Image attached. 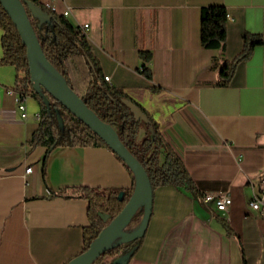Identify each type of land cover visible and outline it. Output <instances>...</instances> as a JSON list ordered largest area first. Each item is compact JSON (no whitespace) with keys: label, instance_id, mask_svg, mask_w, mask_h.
Masks as SVG:
<instances>
[{"label":"crops","instance_id":"1","mask_svg":"<svg viewBox=\"0 0 264 264\" xmlns=\"http://www.w3.org/2000/svg\"><path fill=\"white\" fill-rule=\"evenodd\" d=\"M42 1L89 24L103 75L153 116L191 177L193 189H154L146 234L128 264H264V204L250 206L264 178V0ZM213 4L227 10L222 49L200 43V10ZM245 34L263 42L236 64L229 84H218ZM2 35L0 26V59ZM18 75L0 64V264H68L90 223L89 202L74 189L125 190L134 176L106 145H31L40 104L27 95L21 116L9 93ZM222 190L231 196L228 212L203 200Z\"/></svg>","mask_w":264,"mask_h":264},{"label":"trees","instance_id":"2","mask_svg":"<svg viewBox=\"0 0 264 264\" xmlns=\"http://www.w3.org/2000/svg\"><path fill=\"white\" fill-rule=\"evenodd\" d=\"M29 2L31 5L26 4V10L46 56L86 104L103 121L116 128L122 142L146 169L153 189L171 184L184 185L193 189L186 167L165 142L158 122L145 107L129 97L123 89L105 80L87 35L83 33L79 25L73 24L66 16L58 13L42 0H29ZM227 18L224 5L213 4L201 8L200 43L204 48H225ZM0 26L3 29V56L0 64L14 65L19 72L18 90L34 97L40 104L38 128L33 132L29 143L33 146L44 145L47 151L57 146H108L99 135L48 92H45V97L49 100L46 104L44 96L35 88L31 80L27 48L1 1ZM262 42L261 36L245 34L242 51L233 61L227 62L222 67L218 84H229L236 64L248 58L254 46ZM145 58L148 59V57ZM143 72L148 77L151 76L147 69H143ZM124 100L131 101L140 107L150 122L137 121ZM151 127L154 134L150 130ZM141 129L145 130L142 136ZM119 159L131 170L120 157ZM132 190L133 187L107 191L88 186L74 189V193L89 202L90 223L85 227L84 245L80 253L89 248L106 223L120 212ZM121 192L123 195L120 198ZM143 214L144 207L133 220L140 222ZM143 239L144 237L108 249L95 264H128Z\"/></svg>","mask_w":264,"mask_h":264},{"label":"water","instance_id":"3","mask_svg":"<svg viewBox=\"0 0 264 264\" xmlns=\"http://www.w3.org/2000/svg\"><path fill=\"white\" fill-rule=\"evenodd\" d=\"M0 1L17 27L22 42L27 48L31 80L35 88L44 96L46 104L49 103V100L45 97V92H48L99 135L113 152L130 167L134 175L133 190L120 212L106 223L86 251L68 262V264H95L108 249L145 236L153 212L154 189L151 180L144 166L122 142L116 128L103 121L86 104L46 56L26 10V4L31 5L29 0ZM124 102L132 110L137 121L150 122L140 107L128 100H124ZM150 130L154 134L152 127ZM122 195L123 192L120 193V198ZM143 207L144 214L137 228L129 231L128 226Z\"/></svg>","mask_w":264,"mask_h":264},{"label":"built area","instance_id":"4","mask_svg":"<svg viewBox=\"0 0 264 264\" xmlns=\"http://www.w3.org/2000/svg\"><path fill=\"white\" fill-rule=\"evenodd\" d=\"M64 16L69 14V10H65L62 13ZM228 17V16H227ZM80 29L87 35V30L89 28V24H81L79 25ZM105 80L109 82L110 77L105 76ZM9 93L15 96L16 101L18 102V108L21 111V116L23 118L27 117V105L25 103L28 94H24L18 90L17 86L9 89ZM37 119H39L40 114H37ZM32 166H29L26 169V172H31ZM203 200L206 203H213L215 209L219 212H228L231 206V196L228 190L222 191H206L203 194ZM261 204H264V178L260 181L259 184V193L255 195V199L251 200L250 206L254 209H258Z\"/></svg>","mask_w":264,"mask_h":264},{"label":"rangeland","instance_id":"5","mask_svg":"<svg viewBox=\"0 0 264 264\" xmlns=\"http://www.w3.org/2000/svg\"><path fill=\"white\" fill-rule=\"evenodd\" d=\"M34 104H35V103H34ZM142 125H143V123H142ZM138 224H139V222H136V221L132 220V222H131L130 225L128 226V230H129V231H133L134 229L137 228Z\"/></svg>","mask_w":264,"mask_h":264}]
</instances>
